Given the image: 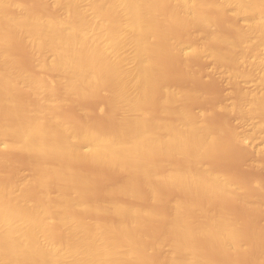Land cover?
Returning a JSON list of instances; mask_svg holds the SVG:
<instances>
[{"label":"bare ground","instance_id":"1","mask_svg":"<svg viewBox=\"0 0 264 264\" xmlns=\"http://www.w3.org/2000/svg\"><path fill=\"white\" fill-rule=\"evenodd\" d=\"M24 1L0 0V264H241L230 254L248 243L264 264V224L243 227L240 218L249 217L251 192L211 162L219 127L203 126L179 105L204 92L170 87L161 65L169 47L209 54L233 79L247 76V67L262 70L263 90L216 105L259 117L256 132L264 135V0H40L41 9ZM221 14L232 18L233 35L213 32L217 16L228 19ZM242 16L245 24L236 25ZM175 27L187 30L184 38ZM101 93L112 111L104 110L108 125L85 109L80 120L63 112ZM232 129L227 134L245 145L248 137ZM14 154L29 175L13 171ZM108 171L118 180L97 191ZM231 197L248 206L243 214L226 205Z\"/></svg>","mask_w":264,"mask_h":264},{"label":"rangeland","instance_id":"2","mask_svg":"<svg viewBox=\"0 0 264 264\" xmlns=\"http://www.w3.org/2000/svg\"><path fill=\"white\" fill-rule=\"evenodd\" d=\"M22 1V0H21ZM33 1V0H32ZM40 0H34V2L35 3H33V2H31V0H29V3L31 2L32 4H34V6L36 7V5H37V7H38V4L40 3L39 2ZM53 2V0H50V2ZM24 2H28L27 0H25ZM87 3V1H85L84 3H83V5L85 6V7H87V5H88V3ZM41 4H42V2L39 4V7H41V8H43L42 6H41ZM36 7V8H37ZM38 7V8H39ZM41 8H39V9H41ZM212 12V11H211ZM214 13V12H213ZM212 13V14H213ZM215 13H217V12H215ZM214 13V14H215ZM220 13H217V15H219ZM217 15H213V17L215 16H217ZM224 14H221V16H223ZM220 16V15H219ZM219 16H217L216 18L217 19H219V20H216L217 22V26H216V23L215 22H213V26H216L215 27V29H214V27L212 26L211 28H213V32L214 33H227L228 35L230 34V35H233L232 33H234V31L232 32V30L233 29H231L232 28V26L230 27V24H229V20L231 21L230 23H233L232 22V18L228 15V14H225L224 16L226 17H228V19L226 20V18H224L226 21H222L223 23H224V25H222L223 23H221V20H224L222 17V19H220V17ZM229 17H230V19H229ZM215 18V19H216ZM239 19V18H238ZM237 18L236 19H233V21L235 22V20L237 21L238 20ZM240 21V22H239ZM220 22V23H219ZM245 22H246V19H245V17H240V19L237 21V23H235L236 25H239V26H243L244 24H245ZM227 23V24H226ZM240 23V24H239ZM243 23V24H242ZM242 24V25H241ZM226 25V26H225ZM232 25V24H231ZM229 27V30H228V27ZM227 29H226V28ZM174 28V27H173ZM173 28H170V29H173ZM176 29H174L173 31L171 30V32H173L172 34L175 36V35H177V38H184L183 37V34L187 31V30H185L184 31V29L182 28V30L180 29H178L179 27H175ZM219 29V30H218ZM222 29H225V30H228V31H225L224 32V30H222ZM231 29V30H230ZM212 30V29H211ZM223 32H222V31ZM218 31H220V32H218ZM192 32V31H191ZM212 31H210V30H208V33H211ZM181 34V37L179 36L180 34ZM188 33H190L189 31L187 32V35H188ZM179 34V35H178ZM201 34H198L197 35V38H196V36H194L195 37V40H197L196 42L199 44V45H202V43H204V40L202 39V38H204V35H201ZM185 36V35H184ZM200 36V37H199ZM176 37V36H175ZM190 38V34L188 35V37H187V39H186V37H185V40H188ZM167 39H169V40H166L165 39V42L163 43L165 46H170V43H171V39L170 38H167ZM167 41H169V43L167 42ZM201 41H202V43H201ZM172 42H173V40H172ZM189 48V47H188ZM170 49V56H166L167 54H169V50ZM168 50H167V52L168 53H166V55L161 59V65H163V68H165L163 71V77H165V79L163 80L165 83H167V84H169L170 85V87H171V85H172V87L175 89L176 87L177 88H179V91H182L180 88H184V90L186 89H190V90H194L195 88V90H197L198 91V89H199V91L198 92H200V91H202V93H203V95H202V93L200 94V95H202V97L203 98H201L200 96H198L200 99L198 100V99H192L191 98V100H189V101H185L184 99V102L182 103V99L180 100L181 102H179V105L180 106H184V105H186L187 104V108H191L190 110H188L186 107V109L188 110V111H190V113L191 114H197L196 116H195V119L198 121V123H201V124H203V126H205L206 124H209L208 126L209 127H212V125H214L217 129H218V127H219V129H218V131H219V134H221V136L223 135V137L221 138V139H223L224 140V137H225V135H226V137H225V141H223V140H221L220 142H219V144H218V148H217V150H218V152L216 151V153H215V155H214V157H213V160H211V162L213 163V166H214V169H216V170H218L219 169V171L221 170V172L224 170V172L225 173H229L233 178H234V180H235V182L237 183V182H239V184L241 183H243L242 185L245 187V189L247 188L248 190H246V192H251V193H247V197L248 198H250L251 199V201L253 200L252 198H254V201H255V198L257 197V198H259V197H261L262 199H258V201H261V200H263L264 199V190H261V189H264L263 187H264V135L261 133V132H256L257 131V125H258V123L260 122V121H258V120H260L259 119V117H254V118H251V117H244V116H242V115H240V114H226V113H224V112H220V111H222V110H220V105H222V106H225V104H227V105H232L233 104V102L235 101V98H237L238 97V95H243V94H241L242 92H244V94H245V92H247V94L250 92H255V91H261V90H263V87L260 85V84H257V83H259L258 82V80H259V76H260V74L259 73H261V71L262 70H260V69H258V70H255L254 68H245V70L248 72V75L247 76H244V77H242V76H240L239 78H235V79H233V78H230V76H229V73H228V68H227V66L225 65V64H220V63H218L215 59H213L209 54H204V55H202V56H196V55H193V54H190L189 55V53H191L192 51H191V49H188L187 51L189 52L188 53V55H186V54H184V56L185 57H188L189 56V58H187V59H191V61L190 60H186V65H185V63L184 62H182V60H184L185 61V57L182 55V53L180 54V52L177 54V52H174L175 50L174 49H172L171 50V48H169L168 47ZM20 51H22V49L20 50ZM24 52V51H23ZM19 53V52H18ZM23 54H24V56H23ZM27 53H22L21 52V55L23 56L22 58L25 60V61H22L23 63L24 62H26V65L29 63L30 64V62L32 61H30V57L28 56V54H27V56H28V58L27 57H25V55H26ZM179 55H181V57L182 58H180V56ZM207 55V56H206ZM178 56V57H177ZM191 56H193V57H191ZM205 56H206V58H205ZM25 57V58H24ZM177 57V58H176ZM184 57V58H183ZM21 58V57H20ZM27 58V59H26ZM166 58V59H165ZM167 58H169V61H168V59ZM170 58H172L171 60H170ZM174 58H175V60H174ZM179 58V59H178ZM195 58V59H194ZM168 61V64H169V66L168 65H166V64H164V62L165 61ZM212 60H214V61H212ZM178 61V62H177ZM188 61V62H187ZM180 62V63H179ZM32 63V62H31ZM179 63V64H178ZM184 63V66L182 65V64ZM25 64V63H24ZM173 66H172V65ZM177 64V65H176ZM182 65V66H178V65ZM190 64H191V66H190ZM25 65V66H26ZM167 66L169 67V68H167ZM172 66V67H171ZM175 66V67H174ZM177 66V67H176ZM187 66V70H190V72L189 71H187L186 70V68H184V67H186ZM190 66V67H189ZM27 67H32L31 66V64L30 65H28ZM181 67V68H180ZM193 69V70H192ZM253 69V70H252ZM184 70H186V71H183ZM192 72V73H191ZM226 72V73H225ZM184 73V74H183ZM189 73H190V76H189ZM189 76V77H187V76ZM197 76V77H194V76ZM224 76H225V78H224ZM233 79V80H232ZM240 79V80H239ZM167 81V82H166ZM236 81V82H235ZM257 85L259 86V87H257ZM188 87V88H187ZM257 87V88H256ZM177 88H176V90H177ZM259 89V90H258ZM183 90V91H184ZM239 90V91H238ZM239 92H240V94H239ZM206 94V95H205ZM102 95V96H101ZM105 97V95L104 94H98L97 96H95V97H87L86 99H82V101H79L78 102V104H77V106H75V105H69V108H68V106H65V107H67L68 109H66L65 107H63V112L64 113H66V115L67 116H70V117H73V119H74V117H75V119L77 118V120H80V119H82V117H83V109H85L86 110V112L88 113L87 115L89 116L88 118L91 120V121H95V123H100L99 125H102V126H105V124L107 123L106 121H108V120H106V118L108 119V117L110 118V113L109 112H112L111 111V108L110 109H108L109 107H110V105L108 104V101L104 98ZM197 97V98H198ZM184 98V97H183ZM190 98V97H189ZM186 100H188L187 98H185ZM233 99V100H232ZM89 100V101H88ZM104 101H106L107 103H105ZM80 102H82V103H80ZM100 102V103H99ZM105 103V104H103V103ZM79 103H80V105H79ZM84 106H83V105ZM182 104V105H181ZM214 104H215V107H213L214 106ZM216 104H220V105H216ZM105 106L104 108H102L103 106ZM107 105H108V107H107ZM78 106H79V109H78V112H77V108H78ZM89 106V107H88ZM218 106V107H217ZM71 107V108H70ZM75 107H77V108H75ZM82 107V108H81ZM85 107H87V108H85ZM217 107V108H216ZM64 108H65V110H64ZM81 108V109H80ZM102 108V109H101ZM105 108H107V109H105ZM215 108H216V110H215ZM219 109V110H218ZM101 110H103V111H101ZM104 110H106V111H109L108 113L106 112V111H104ZM68 113H67V112ZM193 111V112H192ZM206 111V112H205ZM100 112H102V113H100ZM208 112V113H207ZM76 113H77V115H76ZM105 113L106 114H108L107 115V117H106V115H105ZM223 113V114H222ZM90 114H91V117H90ZM102 114H104V115H102ZM226 114V115H225ZM77 117H76V116ZM82 115V116H81ZM112 115V114H111ZM203 115V116H202ZM206 115V116H205ZM225 115V116H224ZM228 115V116H227ZM80 116H81V118H80ZM105 116V117H104ZM240 116V117H239ZM104 117V118H103ZM112 117V116H111ZM208 117V118H207ZM227 117V118H226ZM231 117V118H230ZM105 120H103V119ZM199 118V119H198ZM247 118V119H246ZM94 119V120H93ZM98 119V120H97ZM207 121H206V120ZM224 119H226L227 121V123H225V120ZM229 119V120H228ZM243 119V120H242ZM249 119V120H248ZM250 119H252V120H250ZM246 120V121H245ZM196 121V122H197ZM206 121V122H205ZM210 121V122H209ZM224 121V122H223ZM241 121V122H240ZM245 121V122H244ZM102 122H104V123H102ZM109 122V121H108ZM209 122V123H208ZM214 122V123H213ZM221 122H222V124H221ZM231 122V123H230ZM217 123V124H216ZM219 123V124H218ZM205 124V125H204ZM230 124H232V125H230ZM256 126H255V125ZM107 125H108V123H107ZM222 125V126H221ZM235 127H234V126ZM207 125H206V127H208ZM214 126L211 128L212 130H214L215 128H214ZM221 126V127H220ZM227 126V127H226ZM229 126H232V127H230V128H228ZM224 127V128H223ZM231 128H233L232 130H234V128H239L238 130L240 131V134L241 135H243V136H245L246 138L248 137V139L246 140V142H244L245 143V145L244 144H241L240 143V145H239V142L238 141H236V144L234 143L235 141L233 140V136H231L232 134L231 133H229V134H227V132H230L229 131V129H231ZM245 128V129H244ZM254 128H256V129H254ZM221 129H227V130H224V132L222 131L221 132ZM253 129L255 130V131H253ZM237 130V131H238ZM242 130V131H241ZM227 131V132H226ZM238 131V132H239ZM245 131V132H244ZM232 132V131H231ZM256 132V133H255ZM226 133V134H225ZM244 133H246V135L244 134ZM257 135V137H255V135ZM259 133V134H258ZM252 134V136H250ZM261 134H262V136H261ZM227 135L229 136V137H227ZM220 136V137H221ZM250 136V137H249ZM261 137H262V139H261ZM230 138H232V141H231V139ZM230 139V140H229ZM227 140V141H226ZM232 142V143H231ZM237 142H238V144H237ZM227 143V144H226ZM247 143V144H246ZM231 144H233V145H231ZM227 145H229V146H227ZM244 147V149L245 150H243V147ZM247 145V146H246ZM225 146H227V147H225ZM254 146V147H253ZM221 149H220V148ZM229 147V149L230 148H232L231 150H230V152L231 153H229L228 152V150L229 149H227V152H224L226 149L225 148H228ZM236 148V150L234 149V148ZM242 147V148H241ZM251 147V148H250ZM246 149H248V150H246ZM220 151L222 152V153H220ZM234 151H236V153H234ZM246 151V152H245ZM253 151V152H252ZM249 154H248V153ZM260 152V153H259ZM218 153V154H217ZM225 153V154H224ZM228 155H227V154ZM218 156H217V155ZM219 154H221V155H219ZM222 154H223V156H222ZM232 154V155H231ZM251 154V155H250ZM18 156H16L15 154L14 155H10V159H11V161H16V160H14V158H15V156H16V158L15 159H17V157L18 158H22L23 156H20L21 154H17ZM231 155V156H230ZM14 156V158H12ZM222 156V157H221ZM215 158H217V159H215ZM220 158V159H219ZM23 159H25L24 157H23ZM22 159V160H23ZM223 160V161H222ZM20 161V162H19ZM25 161V160H24ZM252 161H254V162H252ZM17 162H19V163H17ZM220 162V163H219ZM211 163V164H212ZM251 163L253 164V163H257V164H253L252 166H251ZM15 164H17V166L15 165ZM22 164V165H21ZM83 164H86V163H83ZM261 164V165H260ZM82 165V164H81ZM80 165V167L81 168H85V170H92L93 169V167H92V165H90V166H88L87 164L85 165V166H81ZM258 165V166H257ZM16 166V167H15ZM29 165H27V163H24L23 164V161H21V160H19V159H17V161L14 163V167L15 168H12L13 169V171H15V169H16V171L15 172H18V171H20V173H22V175L23 174H25V176H27V175H29L30 173H31V170H30V173H29V168H30V166L28 167ZM222 166V167H221ZM25 169H24V168ZM19 168H20V170H19ZM22 168L24 169V170H22ZM262 168V169H261ZM18 169V170H17ZM23 171V172H22ZM109 172V171H108ZM111 172H115V171H110L109 173H107V174H105V176H104V178H102L101 180L99 179L98 181H102L103 182V179H104V182L102 183V182H96V188H97V191H99L101 188H99L100 186L101 187H103V185L105 184H109V182L110 183H112V182H116L118 179V177H119V175H118V173H117V177H116V179H115V177L114 178H112L113 176H116V173L113 175V173H111ZM29 173V174H28ZM110 173L113 175H110ZM110 175V177H108L109 175ZM106 177V178H105ZM237 179H236V178ZM107 178H111L110 180L111 181H109V180H107ZM260 178H261V180H260ZM112 179L114 180V181H112ZM238 180V181H237ZM259 180V181H258ZM108 181V183H105V182H107ZM261 182H262V185L260 186V184H261ZM97 183L99 184V186L97 185ZM258 183H260V184H258ZM238 184V183H237ZM245 184V185H244ZM105 185H104V187H105ZM255 185V186H254ZM257 185H259L260 187H262V188H258L257 189ZM249 187V188H248ZM252 188V190H250ZM105 189V188H104ZM104 189H102V190H104ZM94 190H96V189H94ZM101 190V191H102ZM255 190V191H254ZM96 192V191H95ZM170 190H169V193H168V191H166V195H168V194H170ZM255 192V194H253V193ZM97 193V192H96ZM96 193H95V195H96ZM101 193H103V192H101ZM173 193H175V192H171V196L170 197H174V194ZM257 193V194H256ZM261 195H259V194ZM262 193H263V196H262ZM176 194V193H175ZM251 194V195H250ZM99 195L101 196V194H100V192H99ZM104 195V193L102 194V196ZM250 195V196H249ZM259 195V196H258ZM97 196V195H96ZM169 196V195H168ZM176 196V195H175ZM252 196H254V197H252ZM235 198V197H234ZM256 198V199H257ZM230 199V198H229ZM237 199V198H236ZM233 201V203L231 202V201ZM229 201H227L226 202V205L229 203V205L231 206V207H229V205H227L229 208H233L232 209V213H234V215H235V210H236V214H243L242 212H243V209H245L246 210V208L248 209L245 213H246V215H248L249 217L247 218V221L245 220L246 219V217L244 216L245 214H243V215H241V216H243L244 218H242L241 216H240V218L243 220H245L246 221V223H245V221L243 220V222H242V226H243V223L245 224L243 227H246V225H247V222H251L250 223V225L252 224V225H258V223L260 224V225H263L264 224V207H262V206H264V205H262V204H264V200H263V203H259L257 200L255 201L256 202V204H257V202H258V204L256 205L255 203H254V201H252L251 203H249L248 204V206L247 205H245V206H247V207H244V205H242L241 203H239L240 202V200L238 201H236L235 199H233V197H231V199H230ZM131 200H129V202H130ZM131 202H135L134 200H132ZM235 202H236V204H235ZM237 203H239V204H237ZM250 204H252V207H251V205ZM260 204V205H259ZM157 205V204H156ZM161 205L163 206V208H165V206H164V203L162 202L161 204H160V207H161ZM238 207H237V206ZM255 205V206H254ZM158 206V205H157ZM243 206V209L241 208V207ZM259 206H261L260 208H259ZM167 207V206H166ZM240 207V208H239ZM156 209H157V207H155ZM162 208V207H161ZM163 208H162V211H163ZM261 208H263L262 210H260ZM158 209H159V207H158ZM166 209V208H165ZM164 209V210H165ZM238 209V210H237ZM241 212H240V211ZM239 211V212H238ZM249 211H252V212H250L249 213ZM252 213V214H251ZM249 214H251L252 216H250ZM254 214V215H253ZM236 216V215H235ZM253 216H255V217H253ZM238 217V216H237ZM253 218H256V219H253ZM240 219V222L242 221ZM250 220H252V221H250ZM255 220V221H254ZM258 221V222H257ZM262 221V222H261ZM247 227H249V226H247ZM247 244V243H246ZM245 244V245H246ZM244 245V246H245ZM249 245H251L250 243H248L247 244V247H238L239 248V250L237 251V250H235V248L233 249V250H235V251H231L232 253H234V254H232L231 252V254L230 255H233V256H230V259L232 258V260L231 261H233V260H237V261H239V263L241 262V264H248V262H250L249 264H251L252 262V264H260V263H258L259 261V258L257 257H255V255H257V253L254 251V253H253V250H255L254 248H253V246L251 245V246H249ZM250 247V249H248ZM240 249H242V250H240ZM244 249H246V250H244ZM238 252V254H239V251H240V253L241 254H243L244 253V255H242L241 256V254H239L240 256H241V259H240V257H239V255L237 254V252ZM245 251H246V254H245ZM247 251H251V252H247ZM236 253V254H235ZM256 253V254H255ZM252 254H254V255H252ZM246 255H247V259H249V260H247V262H245V263H243L244 261H242V260H244V258L246 257ZM253 256L254 257V259H253V257H250V256ZM243 256H245V257H243ZM238 257H239V259H238ZM243 257V258H242ZM252 260H251V259ZM258 259V260H257ZM246 260V259H245ZM254 260V261H253ZM256 260V261H255ZM258 261V262H257ZM255 262V263H254ZM257 262V263H256ZM237 262H235V264H236Z\"/></svg>","mask_w":264,"mask_h":264}]
</instances>
